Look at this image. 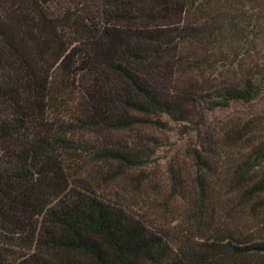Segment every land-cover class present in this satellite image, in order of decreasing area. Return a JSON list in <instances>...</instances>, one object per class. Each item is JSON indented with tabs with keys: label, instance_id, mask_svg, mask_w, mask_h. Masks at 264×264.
<instances>
[{
	"label": "trees",
	"instance_id": "16d2710c",
	"mask_svg": "<svg viewBox=\"0 0 264 264\" xmlns=\"http://www.w3.org/2000/svg\"><path fill=\"white\" fill-rule=\"evenodd\" d=\"M263 100L264 0H0V264H264Z\"/></svg>",
	"mask_w": 264,
	"mask_h": 264
},
{
	"label": "rangeland",
	"instance_id": "374dc122",
	"mask_svg": "<svg viewBox=\"0 0 264 264\" xmlns=\"http://www.w3.org/2000/svg\"><path fill=\"white\" fill-rule=\"evenodd\" d=\"M263 107L264 100L256 102L254 105L235 103L231 104L225 111H216L214 113V116L221 117L226 114L246 112L251 109H263ZM179 127L180 125L178 123L168 122V128L164 132L155 133L161 145L156 148V151L153 154L150 163L146 167L150 182L147 181L146 184L140 186V190L145 194L153 195L155 199H157V201L162 200L168 193L169 182L167 178L166 168L170 165L175 168V162H177V159H180L182 163L187 162L183 154L184 147L186 146V137L182 134H179ZM187 171L191 173L192 167L186 165L184 172ZM153 190L157 191V194H152L151 192ZM180 208L181 207L179 206V203L176 201L175 203L170 204L168 210L165 211H163L160 207L146 208V210L144 211V215L148 214L149 216L154 217L157 220H159L162 215L166 216V218H170L172 214L173 216L176 215ZM142 210L144 209L139 210V212L143 213Z\"/></svg>",
	"mask_w": 264,
	"mask_h": 264
}]
</instances>
